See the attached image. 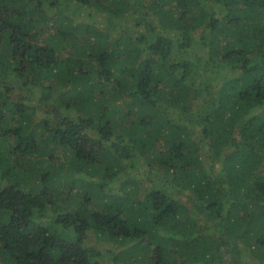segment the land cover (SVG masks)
<instances>
[{"label":"trees","instance_id":"1","mask_svg":"<svg viewBox=\"0 0 264 264\" xmlns=\"http://www.w3.org/2000/svg\"><path fill=\"white\" fill-rule=\"evenodd\" d=\"M0 264H264V0H0Z\"/></svg>","mask_w":264,"mask_h":264},{"label":"rangeland","instance_id":"2","mask_svg":"<svg viewBox=\"0 0 264 264\" xmlns=\"http://www.w3.org/2000/svg\"><path fill=\"white\" fill-rule=\"evenodd\" d=\"M138 175H139V179L140 180H144V179H147V176H146V171L144 170V169H141L139 172H138ZM144 184V183H143ZM142 185V184H141ZM142 190L144 191V189H145V186L144 185H142Z\"/></svg>","mask_w":264,"mask_h":264}]
</instances>
